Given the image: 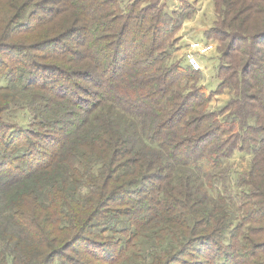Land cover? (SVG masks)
I'll return each instance as SVG.
<instances>
[{
	"label": "trees",
	"instance_id": "obj_1",
	"mask_svg": "<svg viewBox=\"0 0 264 264\" xmlns=\"http://www.w3.org/2000/svg\"><path fill=\"white\" fill-rule=\"evenodd\" d=\"M127 1L0 0V264H264V0H213L212 92L191 7Z\"/></svg>",
	"mask_w": 264,
	"mask_h": 264
},
{
	"label": "rangeland",
	"instance_id": "obj_2",
	"mask_svg": "<svg viewBox=\"0 0 264 264\" xmlns=\"http://www.w3.org/2000/svg\"><path fill=\"white\" fill-rule=\"evenodd\" d=\"M125 3L128 2L124 0ZM166 4L165 10L168 13L173 11H178V9L183 5H188L194 11V15L189 20H185L183 22L182 28L180 32L176 35V43L172 48V59L180 60L182 66H186L184 62V56L189 50V45L192 42H207L203 40L202 35L205 30L211 27L215 21L217 20V14L215 12L213 0H161V4ZM212 44V51L206 58H202L200 60L202 65V71L200 73V81L199 85L205 86L209 92H212L216 89L217 81L214 78L215 67L217 64V45L213 42H209ZM190 51V50H189ZM187 67V66H186ZM3 85V83L1 84ZM228 100V94L224 93L223 95H217L213 98L210 108L211 110H217L220 108L226 101ZM10 119L11 122L17 123L19 125H25L27 123L28 115L27 112L13 106L11 108V112L7 114V119ZM123 123L126 122V119H120ZM224 176L227 180L225 181V189L227 194L230 197H234L237 194V185L235 183L237 174L245 173L250 168V158L242 153H234L232 159L224 164ZM216 189H222V186L216 185ZM205 193V198L208 199V207L219 209L220 205L216 203L213 199H215L216 193L209 190L206 192L205 188L201 190ZM209 194V195H208ZM213 199H212V198ZM228 210V209H227ZM230 212H234L235 216L238 214L233 207L230 208ZM150 246L144 244L142 246V252L145 253L149 250ZM59 264V263H55Z\"/></svg>",
	"mask_w": 264,
	"mask_h": 264
},
{
	"label": "built area",
	"instance_id": "obj_3",
	"mask_svg": "<svg viewBox=\"0 0 264 264\" xmlns=\"http://www.w3.org/2000/svg\"><path fill=\"white\" fill-rule=\"evenodd\" d=\"M189 50L184 56L186 66L193 72H201L202 65L200 60L205 58L212 51V44L209 42H192L189 45Z\"/></svg>",
	"mask_w": 264,
	"mask_h": 264
}]
</instances>
